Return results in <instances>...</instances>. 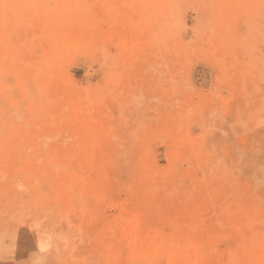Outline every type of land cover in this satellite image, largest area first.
<instances>
[{
    "label": "rangeland",
    "instance_id": "1",
    "mask_svg": "<svg viewBox=\"0 0 264 264\" xmlns=\"http://www.w3.org/2000/svg\"><path fill=\"white\" fill-rule=\"evenodd\" d=\"M134 262L264 264V0H0V264Z\"/></svg>",
    "mask_w": 264,
    "mask_h": 264
},
{
    "label": "bare ground",
    "instance_id": "2",
    "mask_svg": "<svg viewBox=\"0 0 264 264\" xmlns=\"http://www.w3.org/2000/svg\"><path fill=\"white\" fill-rule=\"evenodd\" d=\"M154 251H157V249L155 248ZM137 258H140V255H138ZM134 259H135V258H134ZM131 260H133V259H131ZM137 261H138V259H137ZM132 263H133V262H132ZM135 263H136V262H134V264H135Z\"/></svg>",
    "mask_w": 264,
    "mask_h": 264
}]
</instances>
